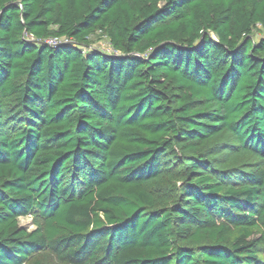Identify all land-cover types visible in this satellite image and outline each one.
<instances>
[{"label": "trees", "instance_id": "obj_1", "mask_svg": "<svg viewBox=\"0 0 264 264\" xmlns=\"http://www.w3.org/2000/svg\"><path fill=\"white\" fill-rule=\"evenodd\" d=\"M0 264H264V0H0Z\"/></svg>", "mask_w": 264, "mask_h": 264}, {"label": "rangeland", "instance_id": "obj_2", "mask_svg": "<svg viewBox=\"0 0 264 264\" xmlns=\"http://www.w3.org/2000/svg\"><path fill=\"white\" fill-rule=\"evenodd\" d=\"M97 48L99 50H102V51H105V52H109V49H108V45H107V42L105 39H102L100 41H96L94 44H93V48ZM20 225L22 227H26L28 229H32V225H31V219L30 217H25V218H21L20 219Z\"/></svg>", "mask_w": 264, "mask_h": 264}, {"label": "built area", "instance_id": "obj_3", "mask_svg": "<svg viewBox=\"0 0 264 264\" xmlns=\"http://www.w3.org/2000/svg\"><path fill=\"white\" fill-rule=\"evenodd\" d=\"M64 42H67V41H64ZM48 43L49 44H52V45H55V44H57V43H59L58 41H56V40H50V41H48ZM110 52V51H109Z\"/></svg>", "mask_w": 264, "mask_h": 264}]
</instances>
